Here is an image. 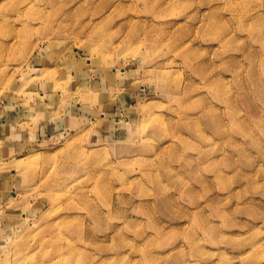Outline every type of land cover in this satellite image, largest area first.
Instances as JSON below:
<instances>
[{
	"label": "rangeland",
	"instance_id": "obj_1",
	"mask_svg": "<svg viewBox=\"0 0 264 264\" xmlns=\"http://www.w3.org/2000/svg\"><path fill=\"white\" fill-rule=\"evenodd\" d=\"M264 264V0H0V264Z\"/></svg>",
	"mask_w": 264,
	"mask_h": 264
},
{
	"label": "bare ground",
	"instance_id": "obj_2",
	"mask_svg": "<svg viewBox=\"0 0 264 264\" xmlns=\"http://www.w3.org/2000/svg\"><path fill=\"white\" fill-rule=\"evenodd\" d=\"M254 263H256V264H260V261H258V260H255V262Z\"/></svg>",
	"mask_w": 264,
	"mask_h": 264
}]
</instances>
